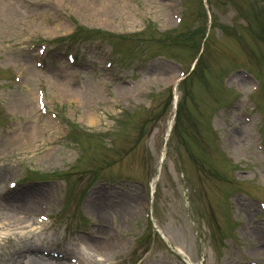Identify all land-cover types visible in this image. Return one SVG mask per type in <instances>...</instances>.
<instances>
[{"label":"rangeland","instance_id":"374dc122","mask_svg":"<svg viewBox=\"0 0 264 264\" xmlns=\"http://www.w3.org/2000/svg\"><path fill=\"white\" fill-rule=\"evenodd\" d=\"M250 1L118 0L105 6L103 0H31L18 17L0 18V188L18 181L29 189L25 204L35 197L46 207L27 223L0 229V264H18L13 251L22 236L27 241L35 236V227L33 233L27 228L34 222L38 239L60 251L69 246L86 258L92 253L78 244L80 232L103 227L117 246L105 259L97 258L100 264H264L260 205L238 192L230 199L232 220L225 210L229 191L264 198L261 123L247 99L257 95L256 79L263 94L252 101L264 126V39L242 18ZM207 14V27L210 19L215 23L198 73L210 85L215 81L220 96H210L195 81L189 113L181 114L183 126L167 141L174 116L170 87L193 69ZM75 26L93 32L87 34L96 40H59ZM42 44L47 52L37 69L36 49ZM67 49L76 51L78 65L68 64ZM223 75L231 91L226 95L217 81ZM234 91L241 98L228 105ZM154 105L155 116L139 128ZM209 127L233 167L216 159L220 150L214 143L209 159L193 142L196 128L204 133ZM71 129L77 138L81 134L80 144L71 140ZM261 132L264 136V128ZM29 170L32 177L51 179L30 180ZM232 170L246 183L231 182ZM128 208L135 212L122 211ZM15 212L6 208L0 215ZM4 220L0 217V224ZM153 230L160 237H153ZM6 235L17 236L14 249Z\"/></svg>","mask_w":264,"mask_h":264},{"label":"bare ground","instance_id":"6f19581e","mask_svg":"<svg viewBox=\"0 0 264 264\" xmlns=\"http://www.w3.org/2000/svg\"><path fill=\"white\" fill-rule=\"evenodd\" d=\"M30 1L31 0H0V18L8 22L10 19H13L14 17H18L20 15L21 8ZM88 1L89 3L92 2L97 3V0H88ZM105 1L116 3L118 0H103V5L108 6L106 5ZM0 191H1L0 201H4L5 204L8 206V208L13 210L15 209L18 210V212L5 216V220L10 222L5 224L7 227H11L10 224H13L12 225L13 227L27 223L28 219H30V216L38 211L39 207L37 206V204L27 205L24 203L23 198L26 195L30 194L28 191L20 190L17 193L4 192L3 189H0ZM122 211L124 213L132 214L135 212V208L133 209L128 208ZM21 233L23 234V232ZM86 234H87L86 236H82L80 238V241L85 245V248L92 253V257L91 256H88V258L83 257L81 253L77 252V250L73 248L66 250V256H63L62 258H54L51 255L44 257L41 254L42 248L43 247H46L47 249L51 248L49 243L46 242L37 243L36 241H32L30 243H34L35 245H25L24 247H18L17 249H14L16 245L13 244L12 245L14 249L13 258L18 257V259H20V261H18V264H68L64 260H66L70 254H74L81 258L79 259L80 264H99L97 258L99 256L105 257L106 255H110L114 250V248L117 246L116 242L111 237L104 241H98L93 237L94 234L111 235L103 227L96 229L94 231H88L86 232ZM8 240H12V239L8 238ZM21 248L22 249L24 248V250L21 251L20 250ZM19 250H20V254L17 255Z\"/></svg>","mask_w":264,"mask_h":264}]
</instances>
